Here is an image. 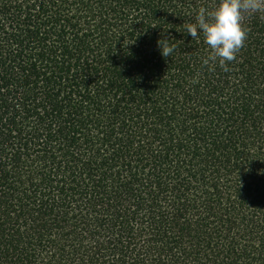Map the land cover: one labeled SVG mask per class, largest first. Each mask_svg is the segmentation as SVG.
<instances>
[{
	"label": "trees",
	"instance_id": "16d2710c",
	"mask_svg": "<svg viewBox=\"0 0 264 264\" xmlns=\"http://www.w3.org/2000/svg\"><path fill=\"white\" fill-rule=\"evenodd\" d=\"M216 2L0 0V264H264V16L209 70Z\"/></svg>",
	"mask_w": 264,
	"mask_h": 264
},
{
	"label": "clouds",
	"instance_id": "9594fccd",
	"mask_svg": "<svg viewBox=\"0 0 264 264\" xmlns=\"http://www.w3.org/2000/svg\"><path fill=\"white\" fill-rule=\"evenodd\" d=\"M255 15L264 16V0H217L210 9L199 8L192 22L184 24V33L191 39L202 37L207 46V54L201 58L202 67L227 71L246 39L245 20ZM173 47L167 39L158 41L162 57H169ZM191 82L195 83V78Z\"/></svg>",
	"mask_w": 264,
	"mask_h": 264
}]
</instances>
